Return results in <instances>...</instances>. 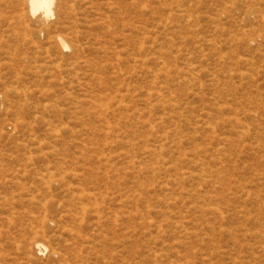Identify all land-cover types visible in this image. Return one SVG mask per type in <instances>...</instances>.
<instances>
[{
    "label": "rangeland",
    "instance_id": "374dc122",
    "mask_svg": "<svg viewBox=\"0 0 264 264\" xmlns=\"http://www.w3.org/2000/svg\"><path fill=\"white\" fill-rule=\"evenodd\" d=\"M23 2L0 0V264H264V0H63L42 32Z\"/></svg>",
    "mask_w": 264,
    "mask_h": 264
},
{
    "label": "bare ground",
    "instance_id": "6f19581e",
    "mask_svg": "<svg viewBox=\"0 0 264 264\" xmlns=\"http://www.w3.org/2000/svg\"><path fill=\"white\" fill-rule=\"evenodd\" d=\"M63 0H24V4H25V8L28 10L27 13H29V15L33 18H35V27L37 28L38 32H42V31H46L47 29H49V26L51 23L55 24V25H59V23H61L62 20V14L60 12L59 6L60 3ZM63 8V7H62ZM62 11V10H61ZM26 13V15H27ZM253 14V12L251 10H248L245 14L246 17H249ZM256 17V16H255ZM65 18V17H64ZM52 19H54L52 21ZM61 27V26H60ZM66 28V27H65ZM65 30H69V28L67 27ZM64 31V30H63ZM65 32V31H64ZM67 33V32H65ZM75 35V34H74ZM75 37V36H74ZM57 43L60 45V47L64 50V49H70L71 52H75L72 53L74 55L78 56V52L79 50H81L78 46L69 43L67 41V39H65L62 35H56L55 36ZM76 42V41H75ZM72 59H76L75 57ZM212 126V125H211ZM217 128V127H216ZM217 130V129H216ZM214 131V130H213ZM211 132V131H210ZM212 133V132H211ZM216 133V132H215ZM214 133V134H215ZM212 135V134H211ZM210 135V136H211ZM216 135V134H215ZM213 137V136H212ZM220 137V136H219ZM222 142V141H221ZM216 150V149H215ZM204 151V149H203ZM211 152V151H210ZM216 152V151H215ZM215 155V154H214ZM213 155V156H214ZM216 164V163H215ZM214 164V165H215ZM219 165V163H218ZM214 167V166H213ZM215 170V168H214ZM219 170V169H218ZM217 170V171H218ZM215 172V171H213ZM212 172V173H213ZM205 173V172H204ZM217 173V172H216ZM220 173V172H219ZM209 175V174H208ZM214 193V192H213ZM214 209V208H213ZM210 209V210H213ZM81 210V208H80ZM82 211V210H81ZM213 213V211H211ZM215 212V211H214ZM214 214V213H213ZM25 248L27 249V252L29 251H34V252H41V251H45L46 250V245L38 240H31V241H27L25 243Z\"/></svg>",
    "mask_w": 264,
    "mask_h": 264
}]
</instances>
